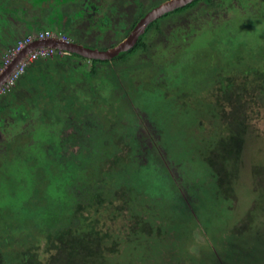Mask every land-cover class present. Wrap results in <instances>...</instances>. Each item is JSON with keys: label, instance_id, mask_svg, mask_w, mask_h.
<instances>
[{"label": "rangeland", "instance_id": "obj_1", "mask_svg": "<svg viewBox=\"0 0 264 264\" xmlns=\"http://www.w3.org/2000/svg\"><path fill=\"white\" fill-rule=\"evenodd\" d=\"M216 1L162 20L173 42L188 40L160 43L146 59L141 50L111 64L63 54L59 87L67 97L58 101L47 96L57 85L42 87L45 77L24 73L25 104L0 117V264H45L53 237L69 227L101 238L103 264H264V0ZM25 37L15 38L0 70ZM229 82L247 93L226 192L207 157L231 135ZM148 131L182 191H167L173 180L158 160L137 170L138 134ZM147 146L156 154L155 143Z\"/></svg>", "mask_w": 264, "mask_h": 264}, {"label": "trees", "instance_id": "obj_2", "mask_svg": "<svg viewBox=\"0 0 264 264\" xmlns=\"http://www.w3.org/2000/svg\"><path fill=\"white\" fill-rule=\"evenodd\" d=\"M24 1L30 4L22 3L21 0H0V69L3 65V56L6 54L8 48H10V46L13 44L15 38L36 34L47 28H58L60 32L76 38L73 40L78 43H83L82 40H85L89 34H94L96 40H99V38L101 39L103 37L102 35L106 27H108V18L112 16L115 17L116 15L123 18L119 21H116L115 23H111L110 28L112 29V31H114L115 34L119 33L122 27H125V24H128L129 27L127 28V33H129L137 24V22H139L144 17V15L148 13V9H151L154 5L160 2L158 1L152 4L150 8H145L144 4H142V0ZM19 2H21L22 5L18 6L17 3ZM204 2L206 6L213 5L216 7L220 4V2L216 0H193L187 5L177 8L176 10L166 14L162 18L158 20L156 19V21H153V23L151 22L149 27H147L148 29L146 33L138 40V43H136L135 46L129 49L126 53H129L131 51L138 52L139 50H141L145 55L142 56V58L146 59L148 57L147 54L152 55V52H154L156 48H159L156 47V45L160 43H162V47H164L165 49L169 46H179L181 43L187 42L188 38L181 36L176 42H173V40L176 38H173L171 32L172 25L169 23H162L168 18H171L175 15H180L186 11H190V8H193L199 3ZM132 3L135 4L132 5ZM70 4H74V6L71 7L69 6ZM88 5L92 6L93 9H86L83 12L82 8ZM128 5H130L129 8ZM67 7H69V9ZM127 11L130 13H127ZM160 20L161 22H159L158 24V21ZM86 21L89 23V27H87V25L85 26ZM98 23H101V25L99 26ZM150 36H152L153 40L149 38ZM150 41L152 42L149 43ZM92 47H96L95 44L92 45ZM126 53L113 58V61L117 60V58L119 59ZM71 54L79 55L77 53ZM62 56L63 55L57 53L56 55L48 59H38L28 67L29 70H33V73L37 74L38 76L45 77V81H42V84L40 86L46 87L45 84H47L48 82L51 83V85L58 86L57 88H55V90L49 91L50 95L45 92L47 93L48 97H51L52 99L56 98L57 101L60 100V97L58 95H62L63 98L64 96H66L62 94V90L64 88L59 87L60 85L64 86L63 84H61L64 80V77L62 78V69H65L67 65L65 58H62ZM92 60H94V62L108 61V63L110 64L112 62L111 59ZM109 69L111 73L113 72V76L118 77V75L121 73L120 67L117 68L112 66V68ZM25 74H23L19 78L16 84L9 91H7L5 97H3L0 101V103L3 104L0 105L1 118L4 117L6 119L10 108L11 110L13 107H15V110L18 109V106L14 105L16 104L15 102L20 105L19 109L23 107L22 105L25 102H23L22 99L24 98L25 93L22 92L25 91V89L23 88V91H19L18 85L25 84L26 86V83H24L23 81V77L25 76ZM47 76L49 78L46 79ZM54 77L58 78V80H54ZM40 86L39 88L42 89V87ZM116 86L118 87V84ZM262 88H264V81H262ZM46 90L47 89H45V91ZM224 93L226 100L231 103V106L233 105L231 107V111L229 110L227 112L228 114L224 115L226 117V120L229 121L228 124L231 135L227 136V138L220 139L217 142V145L212 147L210 151V153L212 154L207 157V160L213 165L212 167L217 175L218 186L227 192L229 189H231L230 185H227V182L229 181V176L232 175L228 168L229 160H234L239 157L240 148L242 145V140L239 137L241 131L240 127L242 125L240 122H245V118L243 116V112L245 111V103L243 102L242 97L245 93H247V88H244L242 85H236L235 83L233 84V82H229L224 90ZM10 96H14L15 100L7 101V97ZM20 111H17V113L13 111V114H17V116L22 117L25 116L26 112ZM238 119H240V121L237 123L236 121ZM151 134L152 133L148 131L145 133V135H142L143 138H140V134H138L139 149L141 151L140 155L142 157L144 156V161L141 162L142 165L140 166V168H137V170L141 171V168L148 166L149 163H154V165H156L155 161L158 160L160 163H162V166L165 169L163 170V173H167L173 180L171 184L172 189L170 190V188H168L167 191H171L172 195L177 192V190L182 191L183 186L181 187L179 179L170 168V161L168 156L162 151L165 149L159 147L160 151H158L157 145H161L155 141V137ZM147 141H150L151 144L155 143V146L153 148H155L154 150L156 154L153 155V150L148 148ZM173 174L175 175L176 180L174 179V177H172ZM185 199H188L186 195ZM188 212H190L191 215L194 216L191 205L188 206ZM53 238L54 239L51 243V246L55 249V252L50 256L49 260L45 264H103V251L101 244L102 240L99 236L96 235V233H93L90 230L88 232L78 233L73 229V227H69L65 230L57 232Z\"/></svg>", "mask_w": 264, "mask_h": 264}, {"label": "water", "instance_id": "obj_3", "mask_svg": "<svg viewBox=\"0 0 264 264\" xmlns=\"http://www.w3.org/2000/svg\"><path fill=\"white\" fill-rule=\"evenodd\" d=\"M193 0H167L160 5L150 10L133 28L131 33L116 46L108 49L88 46L75 41H65L59 38H49L46 40L36 41L23 51H21L12 62L0 71V89L10 78L13 71L16 69L25 55L36 47H56L68 51L69 53H77L89 59L109 60L114 57L126 53L129 49L135 46L139 38L146 31L149 24L164 14L182 7Z\"/></svg>", "mask_w": 264, "mask_h": 264}, {"label": "built area", "instance_id": "obj_4", "mask_svg": "<svg viewBox=\"0 0 264 264\" xmlns=\"http://www.w3.org/2000/svg\"><path fill=\"white\" fill-rule=\"evenodd\" d=\"M49 38H59L65 41H71L70 38L67 37L65 34H56L49 29L40 31L34 35H28L27 37L18 41L13 49H11L10 54L8 55L7 59L5 60V67L8 66L12 60L17 57V55L35 43L36 41L46 40ZM57 53L63 55L68 54L69 52L60 48L56 47H36L30 50L25 57L21 60L18 64L16 69L11 74L10 78L7 82L3 85V92L9 91L19 80V78L27 71L28 67L33 64L38 59H47L56 55ZM1 71V70H0Z\"/></svg>", "mask_w": 264, "mask_h": 264}, {"label": "flooded vegetation", "instance_id": "obj_5", "mask_svg": "<svg viewBox=\"0 0 264 264\" xmlns=\"http://www.w3.org/2000/svg\"><path fill=\"white\" fill-rule=\"evenodd\" d=\"M146 1L147 0H142V4H144V6H145V4H146ZM165 1H167V0H160V2L159 3H157L156 5H154L151 9H148V12L150 11V10H152L153 8H155L156 6H158V5H160L161 3H163V2H165ZM135 3H132V5H134ZM187 5V4H186ZM129 6L130 5H128V8H129ZM176 10V9H175ZM174 11V10H173ZM170 12H172V11H170ZM170 12H168V13H170ZM168 13H166V14H168ZM166 14H164L163 16H165ZM145 16V15H144ZM163 16H161L160 18H162ZM123 18V17H122ZM121 18V16H112V17H109L108 18V27H106V29H105V31H104V33H103V37L100 39L99 38V40H96V37H95V35L94 34H89L88 35V37L86 38V39H88L87 41L88 42H95V43H100L101 45H103V46H105L106 48L105 49H108V48H111V47H113V46H116L118 43H120L121 41H123L130 33H131V31L133 30H131L129 33H127V28L129 27V25L128 24H125V27H122V29H121V31L119 32V33H114V31H112V29L110 28V25H111V23L113 22V23H115L116 21H119L120 19H122ZM160 18H158V19H160ZM157 19V20H158ZM156 21V20H155ZM126 23V22H125ZM138 23V22H137ZM153 23V22H152ZM120 24V23H119ZM150 25V24H149ZM136 26V25H135ZM134 26V27H135ZM133 27V28H134ZM149 27V26H148ZM148 29V28H147ZM147 29H146V31H147ZM146 31L144 32V34L146 33ZM144 34H142L141 35V37L144 35ZM119 37V36H122L121 37V40H116V37ZM140 37V38H141ZM139 38V39H140ZM71 39V38H70ZM71 40H73V39H71ZM92 40V41H91ZM87 42V43H88ZM138 43V42H137ZM82 44H84V42L82 43ZM105 44H107V45H105ZM85 45H87V44H85ZM96 46V45H95ZM97 47V46H96ZM115 58V57H114ZM92 60V59H91ZM112 60V59H111ZM2 88V87H1ZM1 94H3V93H0V101L2 100V95ZM25 104V103H24ZM25 106V105H24ZM10 117V116H9ZM19 117H22V116H19ZM23 117H25V116H23ZM8 117H6V119H7ZM5 119V120H6Z\"/></svg>", "mask_w": 264, "mask_h": 264}, {"label": "clouds", "instance_id": "obj_6", "mask_svg": "<svg viewBox=\"0 0 264 264\" xmlns=\"http://www.w3.org/2000/svg\"><path fill=\"white\" fill-rule=\"evenodd\" d=\"M71 41H74V40H71ZM69 54H71V53H69ZM3 87V86H2Z\"/></svg>", "mask_w": 264, "mask_h": 264}]
</instances>
